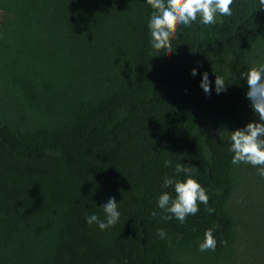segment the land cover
<instances>
[{
  "label": "trees",
  "instance_id": "trees-1",
  "mask_svg": "<svg viewBox=\"0 0 264 264\" xmlns=\"http://www.w3.org/2000/svg\"><path fill=\"white\" fill-rule=\"evenodd\" d=\"M253 5L235 0L215 25L182 27L168 55L150 46L146 0H0V264L234 259L229 135L248 124L245 73L264 41V9ZM177 163L194 166L213 214L201 204L183 224L161 219L158 197L174 195L164 178L186 179ZM112 197L116 225H89ZM213 225L216 251L200 252Z\"/></svg>",
  "mask_w": 264,
  "mask_h": 264
},
{
  "label": "clouds",
  "instance_id": "clouds-1",
  "mask_svg": "<svg viewBox=\"0 0 264 264\" xmlns=\"http://www.w3.org/2000/svg\"><path fill=\"white\" fill-rule=\"evenodd\" d=\"M152 12L148 21L150 33V46L155 52L164 51L172 54L171 41L177 37L182 27H191L196 23L201 25H215L218 16H231L235 0H146ZM254 10L264 9V0H254ZM198 70L192 69V75L196 76ZM248 91L246 98L257 121L249 122L245 127L230 131L229 151L232 155V164L239 166L241 163L250 164L257 168V174L264 177V64L252 67L245 73ZM200 87L205 94H211V81L209 74L205 71L202 74ZM215 90L217 94L227 90L225 80L216 75ZM220 134V133H219ZM165 167H171L172 161L166 160ZM177 175L183 173L186 179L178 180L166 176L163 188H172L174 195L170 192H162L158 197L157 207L165 215L161 219L170 220L176 218L181 224L187 221L189 216H196L203 204L207 213L213 214L214 208L208 207L210 197L207 190L193 177L194 166H187L183 163L175 165ZM105 219L101 220L96 214L86 217L89 225L96 224L102 231L114 227L119 221L120 212L115 197L109 198L101 206ZM159 213L152 212L156 217ZM218 227L213 225L204 232L203 240L199 243L200 252H215L218 241L214 231ZM157 235L165 239L167 233L164 229H158ZM227 246V241H221Z\"/></svg>",
  "mask_w": 264,
  "mask_h": 264
},
{
  "label": "rangeland",
  "instance_id": "rangeland-1",
  "mask_svg": "<svg viewBox=\"0 0 264 264\" xmlns=\"http://www.w3.org/2000/svg\"><path fill=\"white\" fill-rule=\"evenodd\" d=\"M252 67L264 64V41L257 47ZM245 112L248 123L258 122L250 101L246 100ZM250 164L239 165L240 185L232 207L237 222L236 255L222 264H264V177L257 174ZM183 264H216L214 257L205 255L187 258Z\"/></svg>",
  "mask_w": 264,
  "mask_h": 264
}]
</instances>
